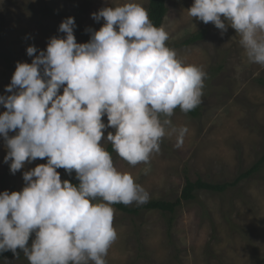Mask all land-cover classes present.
<instances>
[{
    "label": "clouds",
    "instance_id": "9594fccd",
    "mask_svg": "<svg viewBox=\"0 0 264 264\" xmlns=\"http://www.w3.org/2000/svg\"><path fill=\"white\" fill-rule=\"evenodd\" d=\"M187 13L221 35L234 29L248 62L264 67V0H194ZM92 18L104 23L86 29L87 43H77L68 17L63 38H50L39 55L29 46L32 63L17 62L11 95H0L11 173L47 158L23 173L21 191L0 193V254L22 252L29 264H106L117 239L112 205H143L150 195L103 144L131 166L147 165V175L166 136L184 145L189 129L173 124L176 109L187 114L202 103L207 73L167 46L168 32L142 5L104 7ZM60 168L79 184L62 181Z\"/></svg>",
    "mask_w": 264,
    "mask_h": 264
},
{
    "label": "rangeland",
    "instance_id": "374dc122",
    "mask_svg": "<svg viewBox=\"0 0 264 264\" xmlns=\"http://www.w3.org/2000/svg\"><path fill=\"white\" fill-rule=\"evenodd\" d=\"M135 2L149 14L150 0H0V95L11 83L17 62L31 64L29 46L46 50L50 38H63L59 25L75 19L77 43H87L104 21L92 13L104 7ZM162 26L169 34L167 46L186 63L201 66L207 73L200 114L176 109L175 126H187L184 145L174 148L175 136H166L159 153L145 164L129 165L115 151V166L131 174L152 199L176 201L187 180L208 183L233 181L264 155V67L248 62L239 37L231 27L221 35L212 23L204 24L187 13L194 0H167ZM204 28L205 36L190 46L181 42ZM231 40V41H230ZM230 41V42H229ZM63 93V88L60 94ZM6 108L0 106V114ZM107 124V116L103 117ZM109 131L105 130V136ZM15 135L14 132L9 133ZM109 143H104L107 149ZM5 142L0 136V193L21 191L23 173L47 158L25 164L12 174ZM67 180L65 169H57ZM129 206L135 207L133 203ZM114 208L117 239L110 247L106 264H264V164L258 171L224 192L197 189L195 198L182 201L174 214L141 209L126 213ZM174 218L169 228V221ZM0 264H29L23 255L0 260Z\"/></svg>",
    "mask_w": 264,
    "mask_h": 264
},
{
    "label": "trees",
    "instance_id": "16d2710c",
    "mask_svg": "<svg viewBox=\"0 0 264 264\" xmlns=\"http://www.w3.org/2000/svg\"><path fill=\"white\" fill-rule=\"evenodd\" d=\"M167 0H150V5H149V18L152 21V23L157 26L160 27L163 24L164 18L167 14ZM206 33V30L204 28H202L201 30H199V32L195 33V34H191L189 37H187L185 40H183L180 44V46L183 47H187L190 46L198 41H200L201 39L204 38ZM260 81L262 83H264V79H260ZM200 105L195 108L193 111L189 112V114L193 115V116H198L200 114ZM110 154H112L114 152V150L112 149L111 144L109 143L107 146V149ZM264 164V155L263 157L257 161L256 163L253 164V166L245 171L242 172L240 174H238V176L233 180V181H226V182H218V183H208L206 181H203L202 179H198L197 181L192 182L191 180H187V184L183 189L182 195L174 202L168 201V200H164V199H152L150 201H148L147 203L143 204V205H137L135 207L132 206H125L123 204H115L113 206H115L118 210L124 211L126 213H138L140 212L141 209H146V210H160L163 213H170V214H174L176 212V209L179 205L182 204V201H189L195 198V191L197 189H208L214 192H224L227 189L237 185V183L239 181H241L242 179L249 177L251 174H253L255 171H258L261 166ZM67 180H69L71 183L75 184H79V181L76 179V175L75 172L73 171L72 175L69 176ZM174 218H171L169 221V228L172 226V222H173ZM34 238L33 237L30 238L29 243H31V240ZM22 254V252L20 253V255ZM19 255V256H20ZM13 253L11 251H7L3 254H0V260L2 259H7L10 257H13Z\"/></svg>",
    "mask_w": 264,
    "mask_h": 264
}]
</instances>
